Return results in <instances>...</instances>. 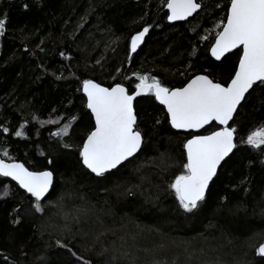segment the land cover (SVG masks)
I'll return each mask as SVG.
<instances>
[{"label":"trees","instance_id":"trees-1","mask_svg":"<svg viewBox=\"0 0 264 264\" xmlns=\"http://www.w3.org/2000/svg\"><path fill=\"white\" fill-rule=\"evenodd\" d=\"M200 2L206 7L198 14L172 24L164 0H0V18L6 14L0 155L7 150L11 160L34 171L50 169L55 177L50 198L41 202L43 213L34 211L30 194L0 177V264H83L77 257L92 264H264L257 251L264 242V154L241 143L264 125L261 91L237 110L231 126L238 149L195 215L184 213L168 188L183 171V143L191 134L172 129L154 98L136 101L145 143L131 163L102 178L78 159L94 125L82 92L85 79L122 83L130 92L139 82L136 74L170 88L199 73L229 80L239 49L215 61L209 53L215 35L208 33L225 17L228 0ZM144 27L149 35L131 55V37ZM34 117L59 123L41 126ZM65 123L70 136L61 141L51 133ZM21 125L26 138L14 135Z\"/></svg>","mask_w":264,"mask_h":264},{"label":"snow or ice","instance_id":"snow-or-ice-1","mask_svg":"<svg viewBox=\"0 0 264 264\" xmlns=\"http://www.w3.org/2000/svg\"><path fill=\"white\" fill-rule=\"evenodd\" d=\"M164 3L169 22L187 21L206 7L200 0H164ZM23 8L27 10L28 4H24ZM224 10L225 17L216 25L219 30L215 34L210 55L215 61H223L228 54L239 49L237 66L227 82L217 81L208 74H198L183 86L170 88L154 76L136 74L139 82L130 92L122 83L105 87L92 79L83 81L85 107L94 119L92 130L86 134L78 150L83 169L95 177L107 178L106 174L122 170L127 166L126 162L131 163L145 143L134 102L138 98H154L163 106L172 129L191 134V138L183 143L186 153L183 171L175 176L168 188L184 213L195 215L202 210L218 169L238 149L237 128L231 126L230 122L242 102L247 103V97L257 90L264 93V0H228ZM4 16L0 18V36L5 32L6 14ZM149 30V27H144L131 37L132 53H136L144 43ZM203 39L207 40L208 37L204 36ZM34 119L41 126L59 123V119ZM70 119L75 123L78 117ZM160 123V120H156V124ZM209 126L215 130L209 131ZM8 131V128L3 129L4 133ZM70 131L71 125L65 123L51 135L63 141L64 137L70 136ZM14 135L26 138L24 125ZM241 143L264 154V125L252 130L246 138H242ZM62 147L70 148L71 145L63 143ZM2 157L0 177H10L15 181L20 189L30 194L34 211L43 213L41 202L46 197L50 198V192L54 190V172L32 171L23 163L6 162L4 158L11 160L7 150L3 151ZM47 163L51 165L53 161L49 159ZM14 222L19 223V220ZM57 245L67 248L59 240ZM257 251L260 257H264V245ZM69 252L76 255L71 249ZM77 258L83 264H92L90 260Z\"/></svg>","mask_w":264,"mask_h":264},{"label":"water","instance_id":"water-1","mask_svg":"<svg viewBox=\"0 0 264 264\" xmlns=\"http://www.w3.org/2000/svg\"><path fill=\"white\" fill-rule=\"evenodd\" d=\"M167 10V9H166ZM195 15V14H194ZM190 18H192V17H190ZM189 18V19H190ZM177 22H183V21H176V22H169V23H177ZM140 31H142V29L140 30ZM150 31V30H149ZM139 32V31H138ZM138 32H136V33H134L133 34V36L134 35H136ZM148 35H149V33L146 35V37H145V40H146V38L148 37ZM145 40H144V42H145ZM144 44V43H143ZM143 44H141L140 46H139V48L137 49V51L141 48V46L143 45ZM212 46V45H211ZM211 48V47H210ZM130 53H131V55H133V54H135V53H132L131 51H130ZM209 53H210V50H209ZM214 59V58H213ZM199 74H203V73H199ZM198 75V74H197ZM194 77V76H193ZM192 77V78H193ZM93 80V79H92ZM94 81H96V80H94ZM97 83H100V82H98V81H96ZM100 84H102V83H100ZM103 86H105V87H110V86H107V85H104V84H102ZM113 85H115V84H113ZM113 85H111V86H113ZM125 87H127L126 85H125ZM174 88H176V87H174ZM139 99V98H138ZM137 99V100H138ZM243 103V102H242ZM134 104H136V102H134ZM239 109V108H238ZM236 115V114H235ZM235 117V116H234ZM232 124V122H230V125ZM177 131V130H176ZM201 131H203V130H201ZM180 132H183V131H180ZM203 134H207V133H203ZM191 138V137H190ZM0 158H3L1 155H0ZM5 159V158H4ZM6 160V162H11V161H15V162H19V163H23V162H21V161H18V160H7V159H5ZM24 164V163H23ZM25 165V164H24ZM223 165V164H222ZM25 167H27L26 165H25ZM28 168V167H27ZM29 170H31V169H29ZM45 170H50V169H45ZM32 171H34V170H32ZM41 171H43V170H41ZM218 172H219V169H218ZM8 179H10L11 180V178L9 177ZM54 180H55V177H54ZM11 181H13V180H11ZM13 182H15V181H13ZM16 183V182H15ZM17 184V183H16ZM18 185V184H17ZM211 185V184H210ZM23 190V189H22ZM47 198V197H46ZM45 198V199H46ZM262 245H264V242H262L259 246H258V249H259V247L260 246H262Z\"/></svg>","mask_w":264,"mask_h":264},{"label":"rangeland","instance_id":"rangeland-1","mask_svg":"<svg viewBox=\"0 0 264 264\" xmlns=\"http://www.w3.org/2000/svg\"><path fill=\"white\" fill-rule=\"evenodd\" d=\"M219 23V21H217L216 23H215V25H214V27L211 29V30H209L208 31V33H209V35H212V34H216V32L219 30L217 27H216V25Z\"/></svg>","mask_w":264,"mask_h":264}]
</instances>
